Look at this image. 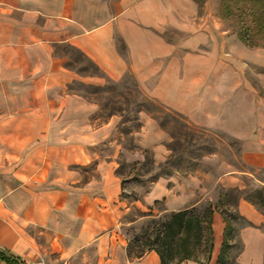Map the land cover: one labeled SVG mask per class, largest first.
Returning <instances> with one entry per match:
<instances>
[{
    "label": "crops",
    "instance_id": "1",
    "mask_svg": "<svg viewBox=\"0 0 264 264\" xmlns=\"http://www.w3.org/2000/svg\"><path fill=\"white\" fill-rule=\"evenodd\" d=\"M216 12L210 19L209 0H0L1 249L25 264L52 254L73 264L70 257L92 243L102 264H159L154 250L129 258L128 240L118 230L129 209L114 173L118 116L98 122V106L69 88L128 74L145 97L188 124L236 135L233 116L218 113V106L233 103L236 83L232 64L225 63L233 37ZM58 46L80 51L101 76L68 67ZM138 120L135 141L157 166L170 153L171 136L144 110ZM107 145L109 152L101 153ZM252 156L246 163L257 164ZM91 162L97 175L83 179L76 166ZM244 175L251 172L224 167L214 184L240 190ZM204 177L173 170L152 182L142 202L162 201L160 214L196 207L211 199ZM236 207L246 222L237 231V260L264 264V213L244 197ZM224 226L213 210L207 264H215Z\"/></svg>",
    "mask_w": 264,
    "mask_h": 264
},
{
    "label": "rangeland",
    "instance_id": "2",
    "mask_svg": "<svg viewBox=\"0 0 264 264\" xmlns=\"http://www.w3.org/2000/svg\"><path fill=\"white\" fill-rule=\"evenodd\" d=\"M216 2L218 0H209L210 19L216 15ZM220 22L221 26L228 29L227 35L233 37V42L227 45L230 53L226 54L225 63L233 66L230 76L236 83V89L234 98L232 97L233 103L218 106L220 108L218 113L221 115L226 112V115L233 116L234 120L230 121V125L234 127L236 135L223 128H205L188 124L179 114L145 97L132 76L128 74L118 82L100 77L98 86L75 81L69 88L70 91L98 106L96 116L98 122L110 115L118 116L112 140L119 144L121 149L119 148L114 158V173L120 179L122 195L120 192L119 197L129 205V209L120 217L118 230L128 240L126 250L129 248L132 252L129 258H134V254L141 247L140 244H143L144 237L141 236L151 223L150 220L165 218L169 214L158 212L163 208L162 201L153 205L144 204L142 202L144 193L157 177L168 175L166 172L177 168V171L183 174L197 171L205 175L204 182L211 189L209 193L211 199L206 196L196 208L201 211L208 203H212L217 205L216 210L230 219L234 230L225 249L223 264H240L237 255L242 249V242L237 231L246 225V222L238 214L236 204L240 197L253 195L255 191L264 187V47H250L236 38L238 26L232 19ZM57 52L66 57V65L77 73L101 76L73 48L58 46ZM94 87L98 89L95 90ZM138 110L146 111L170 134L171 139L167 143L170 150L166 157L167 164H164L165 159L159 165H154L152 152L137 145L134 136L135 131L140 128ZM246 149L251 151L248 153L253 155V159L259 158L257 164L246 163L245 158L249 155ZM101 150V153L105 154L109 152L110 147L107 145ZM91 163L76 166L83 179L97 175L94 163ZM224 167L249 170L251 176H243L246 186L239 190L215 185V176ZM136 200H138L136 204H130ZM254 206L264 213V208L258 202ZM262 229L264 230V224ZM39 257L52 264H64L56 254L49 258ZM200 258L205 260L202 255ZM97 259L92 243L77 250L70 257L73 264H95L97 261V264H102V258Z\"/></svg>",
    "mask_w": 264,
    "mask_h": 264
},
{
    "label": "trees",
    "instance_id": "3",
    "mask_svg": "<svg viewBox=\"0 0 264 264\" xmlns=\"http://www.w3.org/2000/svg\"><path fill=\"white\" fill-rule=\"evenodd\" d=\"M216 13L222 20H233L238 26L236 35L245 45L264 47V0H218ZM76 51L98 71L91 61L80 51ZM167 163L168 159L164 161V164ZM167 173H171V170ZM263 192L264 187L255 191L253 195H245L244 198L252 204L258 202L264 208ZM216 209L217 205L208 203L201 211L196 207H190L172 211L165 218H152L150 220L152 225L149 223L141 236L144 237L143 244H140L141 247L134 256L139 257L147 250H154L159 257V264H206L212 247V212ZM222 216L225 221L224 235L215 264H223L225 249L234 230L230 219L226 215ZM131 254L128 248L127 255ZM201 255L205 260L200 258ZM0 260L6 264H25L8 250L1 248Z\"/></svg>",
    "mask_w": 264,
    "mask_h": 264
},
{
    "label": "built area",
    "instance_id": "4",
    "mask_svg": "<svg viewBox=\"0 0 264 264\" xmlns=\"http://www.w3.org/2000/svg\"><path fill=\"white\" fill-rule=\"evenodd\" d=\"M32 264H52V263L49 261H45L42 258H38L32 261Z\"/></svg>",
    "mask_w": 264,
    "mask_h": 264
}]
</instances>
